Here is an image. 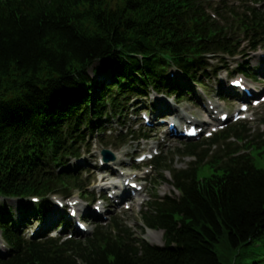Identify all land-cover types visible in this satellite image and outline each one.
Masks as SVG:
<instances>
[{
    "label": "trees",
    "instance_id": "1",
    "mask_svg": "<svg viewBox=\"0 0 264 264\" xmlns=\"http://www.w3.org/2000/svg\"><path fill=\"white\" fill-rule=\"evenodd\" d=\"M208 1L0 0V197L40 198L21 202L18 220L0 203V232L8 246L0 264H223L216 243L239 246L264 238V166L251 151L238 150L223 162L198 161L172 171L178 195H154L140 215L144 227L163 231L160 245L117 218L64 240L18 233L30 212L47 213V195L86 189L84 179L63 165L89 150L88 134L97 132L109 146L100 134L112 117L123 116L131 94L152 89L182 96L188 86L182 76L205 85L217 74L220 67H212L210 58L224 60L222 68L232 75L226 56L244 53V41L252 50L263 44L264 0L241 11L230 7L226 18ZM172 69L180 76H171ZM235 70L256 78L243 62ZM246 125L239 120L211 138L183 141L186 152L206 151L232 136L245 139ZM152 131L129 128L112 145ZM152 162L167 169L162 154ZM204 164L212 170L199 178ZM157 175L155 180L162 178Z\"/></svg>",
    "mask_w": 264,
    "mask_h": 264
},
{
    "label": "rangeland",
    "instance_id": "2",
    "mask_svg": "<svg viewBox=\"0 0 264 264\" xmlns=\"http://www.w3.org/2000/svg\"><path fill=\"white\" fill-rule=\"evenodd\" d=\"M252 1L254 2V0H210L208 2L215 7H219V10H223L222 15L226 18L230 7L241 11L246 3L253 4ZM209 10V12H215L211 11V9ZM221 21L223 22V20ZM232 25L234 26V24ZM239 39H242V35ZM242 45L244 53L236 55L233 58L226 56V60H229L232 67H235L238 62H243V65L248 66L255 73H252V75L258 80L252 81L248 79L246 80L247 85H251L255 89H264V45H261L260 51L258 50L259 47L255 50H251L246 41L242 42ZM210 61L213 65L212 67L220 68L216 69L217 75L211 74L212 77L209 80H205V85L193 83L183 78V76L181 77V81L183 80L182 82H184L185 85L188 84L186 89L190 90V94L186 93V89L182 96L157 93L153 92L151 89L146 91V95L136 96L131 94V101L128 103V109L124 112L123 116L120 117L119 120H117L116 117H112L110 121L106 123L105 132H101L102 134L99 133L103 136L105 143H109V146L105 147L103 145V142L99 140L100 137H97V132H94L93 135L88 134V136L91 137L88 138L90 142L89 150L84 151L83 148L79 158H69L65 166L63 165V167H68L75 171V174L77 173L80 175L81 178L84 179V184L87 185L84 191H79L78 189L70 187L67 190V194L71 196L70 199L76 198V200H78V210L76 207L75 209L76 212L82 216L79 218L85 219L84 223L89 233L92 231L97 221L106 224L110 222L112 218H117L122 222L124 221L123 223H126L136 234L139 235L142 233V237L146 241L154 244H162V231L145 228L140 219V215L148 208V202L154 199V195L157 194L160 197L165 195H178V191L171 183V173L174 169H189L197 164L198 161L218 159L223 162L225 159L223 157L226 153L237 150L239 153H249L251 151L252 155L255 157L256 164L260 167L264 166V147H253L250 149L245 146L251 144L255 146V144L261 145L264 143V102L256 107H252L251 111L247 113L248 118H246L247 120L244 119L247 123L246 127L248 128L246 129L247 136L245 139L230 137L224 143L212 144L206 151L200 149L192 154L187 153V147L182 142L184 139L167 134L168 125L171 123V120L169 116L165 115H162L163 118L154 116V118L151 119L156 126L153 132H149L150 137L148 139L128 141L120 147H114L112 145L115 141L114 137L118 132H125V129L132 128L134 124L137 127L141 122L143 123V121H140V114L137 115L135 110H145L142 109L144 103L148 104L151 100L157 105L158 102L161 101L168 102L171 105V109L175 111L171 116L172 118H177V113H183L192 117V122L198 123L197 125H200V123L197 122L200 120L218 123L219 115L213 112L217 110L218 112H228L229 117L226 120V125L231 123L232 113L237 109L238 104L234 101L236 92L228 89L229 80L234 78L235 75L229 76V74H226V71L222 68L224 60L220 61L219 58H210ZM239 92L242 93L240 90ZM153 96L155 97L153 98ZM212 106L213 108H210ZM184 122V118L178 119L177 124L180 126V124ZM180 127L178 129H180ZM198 138L201 140L204 138V135H199ZM104 148L109 149L114 154V158L107 162L104 161L101 154V150ZM148 151L153 153L157 152V154L160 155L162 154L166 158V166H164V168L167 169L159 170L155 168V166H148L149 161L145 162L143 165L136 162L135 159L141 153H146ZM134 163H137L140 168H133ZM118 170L119 174H124L123 176L128 175L129 180H137L143 184V191L138 196L133 195L124 202L119 200L115 201V198L108 197L111 190L103 189L105 187L104 184L105 182L112 181L114 178L111 177L110 174L112 176L117 175ZM211 170L212 168L209 167L208 164L201 165L197 170L198 177L208 176ZM160 173L162 174V178L159 177L158 180H155L154 177H157V174ZM51 194L46 196L50 200ZM56 194L60 195V198L65 196L61 193ZM100 197H103L104 201H102L103 199ZM28 201L29 197L19 198L16 201H14L12 197H0V203L10 207L13 219L15 220H18V218L21 219V202L28 203ZM125 203L129 204L130 207L125 209L123 207ZM52 206H54L53 202H51L50 208ZM94 206H96L97 209H95ZM53 209L52 207V210ZM48 212L47 210L46 214L43 213V217H40V215H32L30 212L22 222V226L18 228V233L25 238L39 239L38 234L31 236L30 233L39 223L41 224L44 221L45 217L48 216ZM52 221L51 225L44 229L51 231L49 235L57 234L61 230L58 220ZM69 226L71 227V224ZM141 228H144V230L141 231ZM64 236H66V234L62 235L60 238L64 240ZM2 246H4V242L0 236V247ZM2 249L4 248H1V250ZM215 250L223 264H259L254 262H261V260H264V238L253 239L251 242L239 246H232L227 242H219L215 244Z\"/></svg>",
    "mask_w": 264,
    "mask_h": 264
},
{
    "label": "bare ground",
    "instance_id": "3",
    "mask_svg": "<svg viewBox=\"0 0 264 264\" xmlns=\"http://www.w3.org/2000/svg\"><path fill=\"white\" fill-rule=\"evenodd\" d=\"M159 106L161 109H171V105L166 102V101H161L158 102ZM174 109H171V113H174L175 111H173ZM222 113V112H220ZM219 114V113H218ZM177 118L175 117L174 119H172L174 121V123L177 125L178 123V119H182L184 118L185 120L190 119V117H188V115H185L183 113H177ZM202 124H205L203 120H201ZM111 185H114L113 188L118 189V193L121 194L122 198L127 197V189L126 187L120 186V180H116V181H110ZM122 183V180H121ZM105 184H108V182H105ZM116 197H120V195H117ZM58 215V211L54 208L52 211L49 212L48 214V218L45 221V224L48 225L49 221L53 220L54 218H56Z\"/></svg>",
    "mask_w": 264,
    "mask_h": 264
},
{
    "label": "water",
    "instance_id": "4",
    "mask_svg": "<svg viewBox=\"0 0 264 264\" xmlns=\"http://www.w3.org/2000/svg\"><path fill=\"white\" fill-rule=\"evenodd\" d=\"M102 154L105 157L106 160H108L109 158H113L112 156V152L108 149H102ZM107 156V157H106Z\"/></svg>",
    "mask_w": 264,
    "mask_h": 264
}]
</instances>
